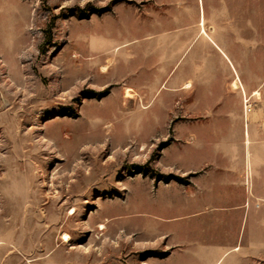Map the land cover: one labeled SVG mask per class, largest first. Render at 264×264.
<instances>
[{
  "label": "rangeland",
  "instance_id": "rangeland-1",
  "mask_svg": "<svg viewBox=\"0 0 264 264\" xmlns=\"http://www.w3.org/2000/svg\"><path fill=\"white\" fill-rule=\"evenodd\" d=\"M228 1L232 8L231 0L206 4L222 13ZM161 5L0 0V264H153L162 256L161 246L131 233L126 202L132 189L163 177L161 154L175 140L169 125L181 115L169 120L156 104L149 111L156 98L126 99L130 74L119 77L130 59L104 52L136 39L140 21L143 39L162 41ZM186 5L199 8L172 0V41L185 36L176 33L179 14L182 30L199 20L184 15ZM234 10L201 15V24L224 38L234 24L236 40L263 51L264 0H234Z\"/></svg>",
  "mask_w": 264,
  "mask_h": 264
},
{
  "label": "crops",
  "instance_id": "crops-1",
  "mask_svg": "<svg viewBox=\"0 0 264 264\" xmlns=\"http://www.w3.org/2000/svg\"><path fill=\"white\" fill-rule=\"evenodd\" d=\"M159 1L168 12L167 23L155 22L162 41L143 39L147 23L140 21L136 39L104 49L129 57L119 78L130 74L134 94L156 98L149 111L156 104L169 120L181 115L170 122L175 140L161 154L160 173L169 179L147 180L126 202L131 233L161 246L153 264H264V50L236 40L234 24L225 38L202 26L201 15L234 17V0L222 13L207 0H196L198 9L186 5L184 15L199 20L182 30L179 14L176 33L185 36L175 41L172 0Z\"/></svg>",
  "mask_w": 264,
  "mask_h": 264
},
{
  "label": "bare ground",
  "instance_id": "bare-ground-1",
  "mask_svg": "<svg viewBox=\"0 0 264 264\" xmlns=\"http://www.w3.org/2000/svg\"><path fill=\"white\" fill-rule=\"evenodd\" d=\"M107 70H108V67H107L106 65H104V66L102 67V73H105ZM126 90H127V91H126L127 94H126L125 98H126V99H129V100H131V101L134 100V99H135V95H136V94H134V90L131 89V88H129V87H127ZM256 95L259 96V93H256ZM71 213H72V212H71ZM72 214H74V212H73ZM100 229L104 230V229H105V225L101 224V225H100ZM68 240H69V237L66 236L65 241L67 242Z\"/></svg>",
  "mask_w": 264,
  "mask_h": 264
},
{
  "label": "built area",
  "instance_id": "built-area-1",
  "mask_svg": "<svg viewBox=\"0 0 264 264\" xmlns=\"http://www.w3.org/2000/svg\"><path fill=\"white\" fill-rule=\"evenodd\" d=\"M244 104H245L246 111L247 112H250L252 110L253 104L250 103V100L249 99H246L244 101Z\"/></svg>",
  "mask_w": 264,
  "mask_h": 264
},
{
  "label": "trees",
  "instance_id": "trees-1",
  "mask_svg": "<svg viewBox=\"0 0 264 264\" xmlns=\"http://www.w3.org/2000/svg\"><path fill=\"white\" fill-rule=\"evenodd\" d=\"M162 178H164L165 180H168L169 179V177H162ZM178 181H181V180H178Z\"/></svg>",
  "mask_w": 264,
  "mask_h": 264
}]
</instances>
